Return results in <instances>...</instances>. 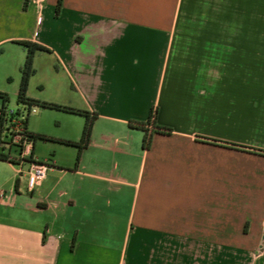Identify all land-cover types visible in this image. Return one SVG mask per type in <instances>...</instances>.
<instances>
[{
	"label": "crops",
	"instance_id": "obj_1",
	"mask_svg": "<svg viewBox=\"0 0 264 264\" xmlns=\"http://www.w3.org/2000/svg\"><path fill=\"white\" fill-rule=\"evenodd\" d=\"M25 2L0 0V77L43 44L32 76L48 53L97 118L82 150L34 141L33 191L0 159V264H264V0Z\"/></svg>",
	"mask_w": 264,
	"mask_h": 264
},
{
	"label": "rangeland",
	"instance_id": "obj_2",
	"mask_svg": "<svg viewBox=\"0 0 264 264\" xmlns=\"http://www.w3.org/2000/svg\"><path fill=\"white\" fill-rule=\"evenodd\" d=\"M49 12L53 13V16L57 13L55 7L49 9ZM48 20L46 18L45 25L48 24ZM39 54V57L36 58L35 65L37 73L31 77L28 95L41 101L76 107L72 103L78 101V96L71 90V86L63 73H59L58 69L54 68L55 62L53 57L45 52ZM19 83L15 79V76H10V79L4 76L2 78L0 77V87L8 88L5 91L9 94L10 98L6 104L7 110L9 112L14 111L17 117H21L22 115L27 117V105H24L18 100L17 91ZM3 104L4 101L0 98V108H2ZM85 122L86 117L84 115L72 113L63 108L35 105L29 115L28 127L31 131L42 133L51 138L45 141L44 144L52 146L53 148L55 147L57 154L62 155L72 147L62 143L60 139L80 137L83 134ZM8 125H10V120L5 122L3 129V136L7 141L9 140V135L7 134ZM5 150L8 152L9 148H5ZM12 153L18 155V148L14 147Z\"/></svg>",
	"mask_w": 264,
	"mask_h": 264
},
{
	"label": "trees",
	"instance_id": "obj_3",
	"mask_svg": "<svg viewBox=\"0 0 264 264\" xmlns=\"http://www.w3.org/2000/svg\"><path fill=\"white\" fill-rule=\"evenodd\" d=\"M27 3H28V0H26L25 5H27ZM60 7H61V1H59V3L57 4L56 14H59ZM18 42L24 45L27 49V56H26L24 66L22 68V79H21L19 92H18L19 102L23 103L24 105H27L28 107V116L26 117V120H25L26 127L28 128L29 115L31 111L33 110V106L38 105L41 107L63 108L69 112L84 115L86 117V122L84 125L83 134L80 140L60 139V141L66 145L76 146L80 150L87 147L88 144L90 143L93 125L97 118V113L91 112L90 110H87V109L74 107V106H66V105H60V104L47 102V101H41L39 99H35V98L28 96V88H29L30 79H31V76L35 73V67H34L35 54L37 51H51V50L50 48H48L47 46L43 44L30 41V40H19ZM0 98H2L4 101L2 108H0V126H1L7 119V115L9 111L7 110L6 104L10 98H9V94L2 90H0ZM156 117H157L156 111L153 110L148 120L136 122V125L145 131L144 142H143L144 147H149L151 144L153 133L149 131L148 125L154 124ZM165 129H169V128L162 127V126H156V131H163ZM30 134L34 141L38 139H51L44 134H38V133L31 132V131H30ZM0 144H1V140H0ZM232 145H235V144H232ZM244 147L249 149L250 151L264 154V149L254 148V147H249V146H244ZM0 159H7L6 154L1 151V148H0Z\"/></svg>",
	"mask_w": 264,
	"mask_h": 264
},
{
	"label": "built area",
	"instance_id": "obj_4",
	"mask_svg": "<svg viewBox=\"0 0 264 264\" xmlns=\"http://www.w3.org/2000/svg\"><path fill=\"white\" fill-rule=\"evenodd\" d=\"M8 120H10V125L7 127V134L9 135V140L7 141L3 136V129L5 122ZM25 120V115L17 117L14 111L8 112L7 119L0 128V148L6 154L7 160L17 165L20 175L26 171L24 164H29V168L27 169L29 174L28 183L29 189L33 191L46 177L49 165L33 158L34 140L31 137L30 130L25 125ZM14 147L18 148V155L12 153ZM5 148H9V151L7 152Z\"/></svg>",
	"mask_w": 264,
	"mask_h": 264
}]
</instances>
